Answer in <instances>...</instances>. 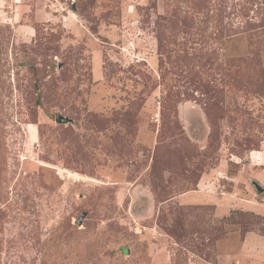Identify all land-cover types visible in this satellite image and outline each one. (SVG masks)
Here are the masks:
<instances>
[{
    "label": "rangeland",
    "instance_id": "obj_1",
    "mask_svg": "<svg viewBox=\"0 0 264 264\" xmlns=\"http://www.w3.org/2000/svg\"><path fill=\"white\" fill-rule=\"evenodd\" d=\"M0 264H264V0H0Z\"/></svg>",
    "mask_w": 264,
    "mask_h": 264
}]
</instances>
